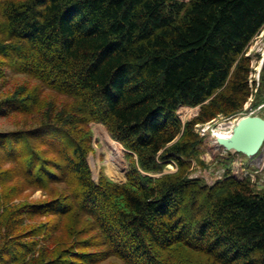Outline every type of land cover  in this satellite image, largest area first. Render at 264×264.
<instances>
[{
    "label": "trees",
    "instance_id": "trees-1",
    "mask_svg": "<svg viewBox=\"0 0 264 264\" xmlns=\"http://www.w3.org/2000/svg\"><path fill=\"white\" fill-rule=\"evenodd\" d=\"M263 27L264 0H0V75L38 81L0 98V118L44 112L0 130V264H264V191L188 177L195 124L250 96ZM43 88L70 103L42 109ZM93 122L135 157L125 182L92 179Z\"/></svg>",
    "mask_w": 264,
    "mask_h": 264
},
{
    "label": "rangeland",
    "instance_id": "rangeland-1",
    "mask_svg": "<svg viewBox=\"0 0 264 264\" xmlns=\"http://www.w3.org/2000/svg\"><path fill=\"white\" fill-rule=\"evenodd\" d=\"M262 50H264V27L253 38L246 51V55L250 57L248 78L251 88L250 96L239 112L231 115L220 114L208 122L195 124L194 131L201 141L197 146L196 153L191 158L188 177L199 178L203 183L211 185L215 181L234 176L238 180H248L255 191H264V143L255 156L246 157L241 153L225 150L217 145L215 137L212 135L214 130L218 132L229 131L232 126L231 121L233 122L242 115H259L264 118V52ZM37 85V80L4 68L3 75H0V98L22 94ZM42 92L45 102L42 109L52 105L60 107L67 102L69 104L71 101V98L59 95L57 92L44 88ZM197 111L198 108L196 107L186 106L180 107L177 113L182 124H184L196 116ZM43 113V111L39 113L42 116L16 114L2 117L0 118V130L9 131L29 127L39 122L44 116ZM85 130L86 128L84 132ZM87 132L90 137V151L87 162L92 179L97 180L100 175H104L115 182H125L127 172L136 164L135 157L126 155V149L119 142L110 138L103 124L90 123ZM106 137L109 141H106ZM163 164L161 170L148 172V174L157 177L176 172L177 167L174 162L167 161ZM113 167L116 170L115 173L112 172ZM23 195L21 201L26 200L35 203H40L47 198V194L43 191L33 189L25 190ZM63 235L61 234L59 237L64 239ZM100 264H119V262L115 258H110Z\"/></svg>",
    "mask_w": 264,
    "mask_h": 264
},
{
    "label": "water",
    "instance_id": "water-1",
    "mask_svg": "<svg viewBox=\"0 0 264 264\" xmlns=\"http://www.w3.org/2000/svg\"><path fill=\"white\" fill-rule=\"evenodd\" d=\"M215 142L225 150L255 156L264 143V118L259 115L240 117L231 127L227 137H215Z\"/></svg>",
    "mask_w": 264,
    "mask_h": 264
},
{
    "label": "bare ground",
    "instance_id": "bare-ground-1",
    "mask_svg": "<svg viewBox=\"0 0 264 264\" xmlns=\"http://www.w3.org/2000/svg\"><path fill=\"white\" fill-rule=\"evenodd\" d=\"M60 39V38H59ZM60 41V40H59ZM264 52V50H262ZM262 53V52H261ZM242 117V116H241ZM240 118V117H239ZM239 118H237L236 120H234L233 122L231 121V124L233 125ZM220 126V125H219ZM230 131V130H229ZM214 133L212 134L214 137L219 136V137H227L229 135L230 132H218V131H213ZM106 141H109L108 137H106ZM115 150V149H114ZM114 165V164H113ZM115 167V165H114ZM114 167L112 168V172H116V170L114 169ZM111 170V169H110Z\"/></svg>",
    "mask_w": 264,
    "mask_h": 264
}]
</instances>
